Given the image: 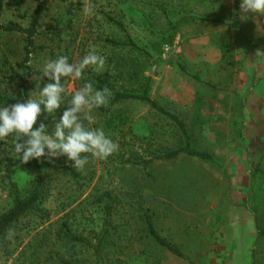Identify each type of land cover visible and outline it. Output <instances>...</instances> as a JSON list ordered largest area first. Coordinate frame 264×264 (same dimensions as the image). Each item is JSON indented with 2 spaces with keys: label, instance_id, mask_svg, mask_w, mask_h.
Returning <instances> with one entry per match:
<instances>
[{
  "label": "rangeland",
  "instance_id": "obj_1",
  "mask_svg": "<svg viewBox=\"0 0 264 264\" xmlns=\"http://www.w3.org/2000/svg\"><path fill=\"white\" fill-rule=\"evenodd\" d=\"M86 3L93 15L84 13ZM37 6L5 0L1 23L28 28ZM237 7L236 0H51L31 69L43 73L45 62L60 56L78 63L90 51L106 63L101 72L89 66L82 78H63L61 108L55 116L43 112L34 129L44 123L51 134L76 90L89 81L99 90L106 80L117 92H147L177 115L190 149L204 157L184 152L183 134L167 116L141 100L114 102L112 94L85 126L103 128L118 152L106 161L89 156L82 171L67 157L41 158L43 198L8 228L12 239L7 231L0 239V264H264V137L248 130L233 93L216 90L217 66L185 52V39L200 33L203 21L230 19ZM25 46V36L0 30V107L20 103L23 80L27 100H39L50 82L28 79L17 67ZM224 80L232 84V74ZM12 146L13 136L0 139V216L14 204L12 190L30 197L39 178ZM172 151L182 153L159 158ZM146 216L181 258L154 242Z\"/></svg>",
  "mask_w": 264,
  "mask_h": 264
},
{
  "label": "clouds",
  "instance_id": "obj_2",
  "mask_svg": "<svg viewBox=\"0 0 264 264\" xmlns=\"http://www.w3.org/2000/svg\"><path fill=\"white\" fill-rule=\"evenodd\" d=\"M239 7L242 16H264V0H241ZM93 9L94 6L86 3L84 13L93 15ZM105 63V58L94 51L88 52L78 63H70L65 56L47 60L43 76L51 82L39 90L40 99L0 107V139L13 136L15 152L22 163L67 157L74 169L82 171L89 162V156L106 161L118 152L119 144L106 135L103 128L85 126V121L89 124L94 121L93 110L106 107L112 95L107 86L98 90L91 81L74 92L70 106L55 122L51 134L46 131L44 123L34 129L43 112L55 116L61 108L62 94L66 91L63 78H82L89 66L101 72ZM13 235L14 230L8 229L5 238L12 239Z\"/></svg>",
  "mask_w": 264,
  "mask_h": 264
},
{
  "label": "crops",
  "instance_id": "obj_3",
  "mask_svg": "<svg viewBox=\"0 0 264 264\" xmlns=\"http://www.w3.org/2000/svg\"><path fill=\"white\" fill-rule=\"evenodd\" d=\"M234 9L230 19L203 21L200 33L185 39V52L217 66L216 90L223 97L233 93L232 104L244 106L248 130L264 137V16H242L240 7ZM226 74H232V84H226Z\"/></svg>",
  "mask_w": 264,
  "mask_h": 264
},
{
  "label": "trees",
  "instance_id": "obj_4",
  "mask_svg": "<svg viewBox=\"0 0 264 264\" xmlns=\"http://www.w3.org/2000/svg\"><path fill=\"white\" fill-rule=\"evenodd\" d=\"M60 1L67 2L70 0H60ZM50 2L51 0H38V6L32 18V23L30 27L23 28L18 25H13V24L4 25L1 23V17L3 14V10H4L5 0H0V30L4 32H9V33H19L25 36V40H26V46L24 49L25 57L22 62L17 64V67L19 69H23L27 71L28 79L39 77L44 80H48L46 77L43 76L42 72L33 71L31 67L28 65V63L30 62L31 55L33 54L35 50V36L37 34V29L40 26V21L43 18L44 13L48 10ZM12 73H13L12 78H18L19 80H23L22 77L18 75L15 70H12ZM22 82H23L22 88L24 91V98L20 99V103L26 102L27 97H28V90L25 86L27 80H23ZM100 82L104 84V87L107 86L111 90V93L114 96V102H119V101L128 100V99L141 100L143 102H146L152 108L156 109L162 115L167 116L170 120L176 123V125L179 127L180 131L183 134V137L186 143V150L184 152H186L190 156L204 157L202 154H197L190 149V135L188 133V130H187V127L184 121L180 119L177 115L165 110L164 108L160 107L157 103H155L153 100H151L147 92L144 93L143 95H135V94L117 92L108 84L106 80H103V81L100 80ZM12 149L15 151L14 146H12ZM181 153H182L181 151H172L159 158L173 159V158L178 157ZM29 162L34 166L39 176L38 182L35 188L33 189L30 197H27V198H22L19 195L18 191L12 190L14 204L10 210H8L7 212H5L4 214L0 216V239L5 235L9 227H11L14 223H16L22 217L28 215L35 208L38 202L43 198L42 187L44 186L45 179L47 178V174L44 171L41 161H37L33 159V160H30ZM66 168L70 169L72 174L75 175V172L72 168L70 167H66ZM146 224H147L149 235L151 236V238L154 240V242L158 246H160L161 248L166 250L168 253L178 258L182 257V254L178 250V248L174 247L172 244H170L167 240L162 238L156 232L153 226V223L151 221V218L149 216H146ZM261 233L264 234V231H261ZM102 240L103 238L99 239V244L102 243ZM97 253L100 254L98 247H97Z\"/></svg>",
  "mask_w": 264,
  "mask_h": 264
}]
</instances>
